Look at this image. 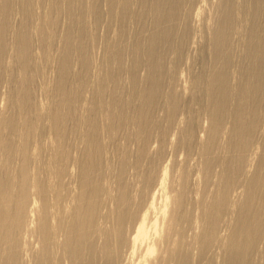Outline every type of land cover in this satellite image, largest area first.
Here are the masks:
<instances>
[{
    "label": "bare ground",
    "instance_id": "6f19581e",
    "mask_svg": "<svg viewBox=\"0 0 264 264\" xmlns=\"http://www.w3.org/2000/svg\"><path fill=\"white\" fill-rule=\"evenodd\" d=\"M0 264H264V0H0Z\"/></svg>",
    "mask_w": 264,
    "mask_h": 264
}]
</instances>
